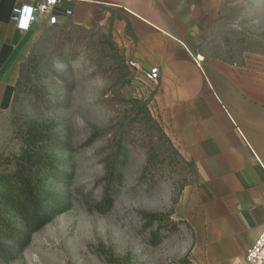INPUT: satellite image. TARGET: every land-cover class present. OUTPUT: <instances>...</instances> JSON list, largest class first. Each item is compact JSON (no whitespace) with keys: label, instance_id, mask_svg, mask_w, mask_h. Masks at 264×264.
<instances>
[{"label":"rangeland","instance_id":"obj_1","mask_svg":"<svg viewBox=\"0 0 264 264\" xmlns=\"http://www.w3.org/2000/svg\"><path fill=\"white\" fill-rule=\"evenodd\" d=\"M72 1L75 7L59 22L23 36L26 56L36 43L40 63L33 82L44 96L21 94L18 101L25 116L54 124L71 147L54 151L58 160L74 165L70 185L47 181L49 188L70 194L71 208L34 232L13 260L0 264H198L192 261L193 232L186 221L198 194L194 167L165 140L149 108L151 86L127 67L128 38L112 26L111 6ZM203 50L207 59L229 65L237 75L235 87L262 91L264 0H222L218 29ZM144 101L151 119L137 106ZM221 107L229 116L226 105ZM118 149L122 179L113 205L107 213L89 211L103 195ZM17 150L9 112L0 156ZM155 211L165 214L157 244L151 234L157 222L147 225L143 214Z\"/></svg>","mask_w":264,"mask_h":264},{"label":"crops","instance_id":"obj_2","mask_svg":"<svg viewBox=\"0 0 264 264\" xmlns=\"http://www.w3.org/2000/svg\"><path fill=\"white\" fill-rule=\"evenodd\" d=\"M31 1L0 0V138L29 47L23 40L28 33L15 28L12 9ZM64 1L75 7V1ZM77 1L123 14L133 39L124 19L111 23L128 38L125 56L159 68L150 111L196 170L198 194L186 218L193 232L192 261L250 264L246 250L264 227V86L235 87L237 75L229 65L205 57L203 46L218 29L222 0Z\"/></svg>","mask_w":264,"mask_h":264},{"label":"trees","instance_id":"obj_3","mask_svg":"<svg viewBox=\"0 0 264 264\" xmlns=\"http://www.w3.org/2000/svg\"><path fill=\"white\" fill-rule=\"evenodd\" d=\"M109 10L110 21L114 18L124 19L125 33L133 39L134 34L126 17L112 8ZM35 44L33 42L27 56L19 63L9 109L11 132L18 141V150L3 158L0 156V259L6 262L13 260L24 250L34 232L71 208L70 194L67 191L47 186L49 179L64 187L72 182L74 165L69 161L58 160L54 155L56 150H69V143L57 135L54 124L27 117L18 108L21 94L37 99L44 96L42 87L33 82V75L38 71L40 63ZM136 103L151 119L146 101L142 105ZM154 123L157 124L155 120ZM163 135L165 136L164 133ZM165 140L174 153L183 158L170 138L165 136ZM117 153L106 170L103 195L93 205H88L89 211L107 213L113 205L114 195L120 188L122 179L118 156L123 153L119 149ZM151 161L152 157L149 155L147 165ZM188 162L195 170L193 161ZM143 214L147 225L157 222L156 229L151 232L152 243L157 244L165 214L157 211ZM168 222L173 228L176 227L175 221L168 219Z\"/></svg>","mask_w":264,"mask_h":264},{"label":"built area","instance_id":"obj_4","mask_svg":"<svg viewBox=\"0 0 264 264\" xmlns=\"http://www.w3.org/2000/svg\"><path fill=\"white\" fill-rule=\"evenodd\" d=\"M64 0H32L29 3L15 5L12 9L16 30L21 33H36L45 26L59 22L71 9L64 6ZM25 17L26 27H21V16ZM130 39V38H129ZM127 67L136 73L148 86L157 83L160 71L155 65H146L132 57H126ZM245 259L250 264H264V227L254 242L247 248Z\"/></svg>","mask_w":264,"mask_h":264},{"label":"clouds","instance_id":"obj_5","mask_svg":"<svg viewBox=\"0 0 264 264\" xmlns=\"http://www.w3.org/2000/svg\"><path fill=\"white\" fill-rule=\"evenodd\" d=\"M20 19H21V25L20 26L26 27V24L24 23L25 17L22 15Z\"/></svg>","mask_w":264,"mask_h":264}]
</instances>
